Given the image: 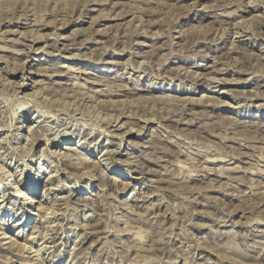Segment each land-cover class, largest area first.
I'll use <instances>...</instances> for the list:
<instances>
[{"label":"rangeland","instance_id":"obj_1","mask_svg":"<svg viewBox=\"0 0 264 264\" xmlns=\"http://www.w3.org/2000/svg\"><path fill=\"white\" fill-rule=\"evenodd\" d=\"M0 264H264V0H0Z\"/></svg>","mask_w":264,"mask_h":264},{"label":"bare ground","instance_id":"obj_2","mask_svg":"<svg viewBox=\"0 0 264 264\" xmlns=\"http://www.w3.org/2000/svg\"><path fill=\"white\" fill-rule=\"evenodd\" d=\"M249 4V3H248ZM210 80H213V79H210ZM218 80V79H217ZM215 81V80H214ZM221 81V80H220ZM223 81V80H222ZM219 82V81H218ZM224 82H226V81H224ZM219 83H221V82H219ZM24 84H22L21 86L22 87H24L23 86ZM20 86V87H21ZM256 118H257V116H256ZM116 122V121H115ZM150 122V121H149ZM148 122V123H149ZM85 174V173H84ZM88 174V173H87ZM84 176V175H83ZM87 177V176H86ZM94 180V179H93ZM74 190H78V188H74ZM33 195H35L34 193H32ZM20 196V195H19ZM42 205V201H39L38 200V198L37 197H32V198H30V203L28 204L30 207H31V205ZM30 214H32V215H35L34 214V212H32V211H30ZM30 225V220H29V218L28 217H24V219H23V221L22 222H20V223H18V226L19 227H27V226H29Z\"/></svg>","mask_w":264,"mask_h":264}]
</instances>
